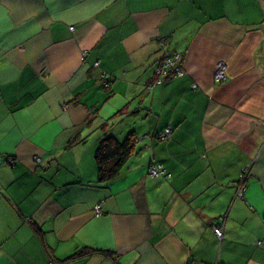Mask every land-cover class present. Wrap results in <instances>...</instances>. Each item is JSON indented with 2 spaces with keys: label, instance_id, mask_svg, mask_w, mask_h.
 <instances>
[{
  "label": "crops",
  "instance_id": "crops-1",
  "mask_svg": "<svg viewBox=\"0 0 264 264\" xmlns=\"http://www.w3.org/2000/svg\"><path fill=\"white\" fill-rule=\"evenodd\" d=\"M163 41L184 75L151 87ZM0 194V264H264V0H0Z\"/></svg>",
  "mask_w": 264,
  "mask_h": 264
},
{
  "label": "trees",
  "instance_id": "trees-1",
  "mask_svg": "<svg viewBox=\"0 0 264 264\" xmlns=\"http://www.w3.org/2000/svg\"><path fill=\"white\" fill-rule=\"evenodd\" d=\"M165 43V44H164ZM164 44L162 51V56L159 59V63L157 64L155 70H154V77L150 81L149 85L155 86V85H162L164 84L165 80L167 78H179L184 75V72L177 76L176 75V69L181 68L182 66V57L181 55L175 51V50H168L166 45L167 41H163L162 45ZM178 55L177 61V67L173 68H165L166 73L158 72L159 68L163 64V59L164 58H170L173 60L175 55ZM99 80L101 84L103 85L104 88H107L110 84V80L107 78L106 74L100 73L99 75ZM226 78V77H225ZM160 82H157V81ZM225 81V79L223 80ZM222 81V82H223ZM216 83H221V82H216ZM117 114H122V110L117 111ZM166 129V128H164ZM164 129L158 133L155 134V138L159 141H162L164 139L168 138L169 134H162L164 132ZM162 134V137L160 136ZM136 136L134 133V130L128 131L122 139H118L115 135L111 133H107L106 131L103 132V136L98 140L94 153H93V158L95 161V171H96V176H95V181L96 183H102V182H107L114 177H116L118 174H120L126 167V163L128 158L133 154L134 151V146L136 143ZM8 160V158H7ZM159 167V168H158ZM155 168L156 169V174L150 173L151 169ZM149 169V170H148ZM147 175L151 177H164L165 176V171L159 163H150L147 168ZM241 174V173H240ZM239 179L237 180L236 187L239 183ZM244 188V187H243ZM97 205V204H96ZM31 228L33 229L34 233L37 234L40 232V228L37 227L35 224H31ZM222 236V235H221ZM88 252H92V250L89 251V249L83 247L81 250H79L77 253L72 254L71 256L67 257L66 259L69 258H75L77 256H84L88 254ZM104 253L107 256H113V254L110 251H104Z\"/></svg>",
  "mask_w": 264,
  "mask_h": 264
},
{
  "label": "built area",
  "instance_id": "built-area-1",
  "mask_svg": "<svg viewBox=\"0 0 264 264\" xmlns=\"http://www.w3.org/2000/svg\"><path fill=\"white\" fill-rule=\"evenodd\" d=\"M178 59V55L176 54L172 59L170 58H164L163 59V64L162 66L159 68L158 72H162L163 74L166 73L167 70H165V68H173V67H177V60ZM225 63L222 61V60H217L216 61V64H215V67H214V71H213V74H212V79L214 82H222L225 77H226V74H225ZM184 72L183 70V67L181 66V68H178L176 69V75L179 76L181 75L182 73ZM157 82H160L159 80ZM168 132H170V130L166 127V129H164V132L162 134H168ZM162 134L160 135L162 137ZM247 168L242 170L240 176H239V180L244 178L247 174ZM151 173L152 174H156V169L155 168H152L151 169ZM244 185L243 183L239 182L238 185H237V189H236V195L241 197L242 196V191H243V188ZM100 206L99 205H95L94 207V213L95 214H99L100 213ZM220 220L222 221L223 218H220ZM212 231L214 233V235L216 237H221L222 235V231H223V227H222V224L220 222H217L213 228H212Z\"/></svg>",
  "mask_w": 264,
  "mask_h": 264
},
{
  "label": "rangeland",
  "instance_id": "rangeland-1",
  "mask_svg": "<svg viewBox=\"0 0 264 264\" xmlns=\"http://www.w3.org/2000/svg\"><path fill=\"white\" fill-rule=\"evenodd\" d=\"M215 64H216V62H215ZM215 64H214V67H215ZM169 130H170V128L169 127H167ZM169 133V132H168ZM247 173H248V170H247ZM246 178H247V174H246V176L244 177V178H242V179H240V181L239 182H241V183H243V185L245 184V181H246ZM99 204V206H100V208L99 209H101V205H100V203H98ZM97 204V205H98ZM95 214V213H94ZM100 214V213H99ZM95 215H98V214H95Z\"/></svg>",
  "mask_w": 264,
  "mask_h": 264
},
{
  "label": "clouds",
  "instance_id": "clouds-1",
  "mask_svg": "<svg viewBox=\"0 0 264 264\" xmlns=\"http://www.w3.org/2000/svg\"><path fill=\"white\" fill-rule=\"evenodd\" d=\"M236 189H237V187H236ZM235 197L241 198V197H239V196L236 195V191H235ZM223 220H224V219H223Z\"/></svg>",
  "mask_w": 264,
  "mask_h": 264
},
{
  "label": "bare ground",
  "instance_id": "bare-ground-1",
  "mask_svg": "<svg viewBox=\"0 0 264 264\" xmlns=\"http://www.w3.org/2000/svg\"><path fill=\"white\" fill-rule=\"evenodd\" d=\"M159 168V167H158ZM149 170V169H148ZM150 173H151V171H150ZM242 197V196H241ZM99 205V204H98Z\"/></svg>",
  "mask_w": 264,
  "mask_h": 264
},
{
  "label": "water",
  "instance_id": "water-1",
  "mask_svg": "<svg viewBox=\"0 0 264 264\" xmlns=\"http://www.w3.org/2000/svg\"><path fill=\"white\" fill-rule=\"evenodd\" d=\"M0 196H1V194H0Z\"/></svg>",
  "mask_w": 264,
  "mask_h": 264
}]
</instances>
